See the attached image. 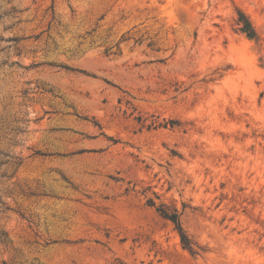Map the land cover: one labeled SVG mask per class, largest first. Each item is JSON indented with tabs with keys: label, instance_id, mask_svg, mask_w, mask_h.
<instances>
[{
	"label": "rangeland",
	"instance_id": "obj_1",
	"mask_svg": "<svg viewBox=\"0 0 264 264\" xmlns=\"http://www.w3.org/2000/svg\"><path fill=\"white\" fill-rule=\"evenodd\" d=\"M2 232L0 264H264V0H0Z\"/></svg>",
	"mask_w": 264,
	"mask_h": 264
},
{
	"label": "trees",
	"instance_id": "obj_2",
	"mask_svg": "<svg viewBox=\"0 0 264 264\" xmlns=\"http://www.w3.org/2000/svg\"><path fill=\"white\" fill-rule=\"evenodd\" d=\"M239 15H240L239 22L241 24L242 31L245 32L249 37L255 38L257 36V31L253 26L249 17L246 14H244L242 11H240ZM158 210L161 212L164 218L174 223L176 229L179 231L181 235V241L183 246L186 249H189L190 251H194L195 243L192 241V239L189 237L187 232L184 230L178 210L177 209L171 210L164 206L159 207ZM0 238H2L1 240L2 242H6L8 240V234L6 232H2Z\"/></svg>",
	"mask_w": 264,
	"mask_h": 264
}]
</instances>
